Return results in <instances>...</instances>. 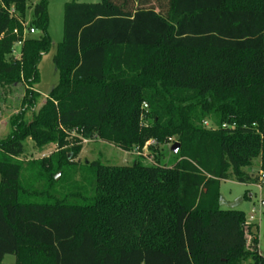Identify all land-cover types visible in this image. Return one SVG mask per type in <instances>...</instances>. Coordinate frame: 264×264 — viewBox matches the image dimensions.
I'll use <instances>...</instances> for the list:
<instances>
[{
	"label": "trees",
	"instance_id": "1",
	"mask_svg": "<svg viewBox=\"0 0 264 264\" xmlns=\"http://www.w3.org/2000/svg\"><path fill=\"white\" fill-rule=\"evenodd\" d=\"M48 5L26 25L27 0H0V112L25 87L0 139V264H264L259 226L221 208L222 181L258 183L256 158L264 171V0L69 1L59 82L39 106ZM170 137L171 167L93 161L86 185L58 189L82 141L131 151ZM27 139L56 151L24 162Z\"/></svg>",
	"mask_w": 264,
	"mask_h": 264
},
{
	"label": "rangeland",
	"instance_id": "2",
	"mask_svg": "<svg viewBox=\"0 0 264 264\" xmlns=\"http://www.w3.org/2000/svg\"><path fill=\"white\" fill-rule=\"evenodd\" d=\"M40 0H27L28 12L26 25L31 21L33 8ZM72 0H49L48 11L50 16L49 34L51 37V50L45 53L39 64V82L36 83V89L41 94H48L51 89L59 82V72L54 63V55L57 51L59 43L64 36V6ZM83 2H96L99 0H80ZM31 35L30 31H26L25 36ZM20 44L15 46L16 55H19ZM24 85H19L11 89H6L0 112V139L5 138L11 131L9 125L10 117L19 109L20 102L24 95ZM5 92V91H4ZM46 97L42 96L39 106L43 103ZM211 125V124H210ZM80 143V142H79ZM177 143L176 137H170L164 143L154 142L150 140L142 148H135L131 151L123 150L120 147L106 143L101 140H86L82 141V150L79 156L75 159L78 162L77 170L67 175L66 179L61 181L58 189L69 191L74 182L85 184V175L79 170V166L93 161H100L108 166H130L136 161H142L146 165H166L171 167L177 160V154L172 150L174 144ZM56 151L54 146H48L43 150L35 148L32 140L27 139L25 142V153L20 157L22 161H32L43 157L50 156ZM260 169V158H256L253 164L246 168L249 173H257ZM59 175L58 181L64 178L62 171H58L55 177ZM86 185V184H85ZM88 185V184H87ZM253 195V197H249ZM262 195L256 184H243L238 182L234 177L224 180L221 183V208L224 209H239L249 216L253 206L260 207ZM259 226L257 231L259 235V251L264 256V208L263 213L257 216L255 223ZM252 225V224H249ZM248 225V226H249ZM251 241V236H248ZM15 255H7L2 264H15Z\"/></svg>",
	"mask_w": 264,
	"mask_h": 264
},
{
	"label": "built area",
	"instance_id": "3",
	"mask_svg": "<svg viewBox=\"0 0 264 264\" xmlns=\"http://www.w3.org/2000/svg\"><path fill=\"white\" fill-rule=\"evenodd\" d=\"M12 12H13V10H12ZM26 31L27 30H25V33H26ZM30 33L34 34V33H36V30L33 28L30 29ZM15 53H16V51L14 49V55L18 57L19 55H16ZM144 107H147V104H145ZM204 124L208 128H213L212 125H210V123L208 121H205ZM258 174H259V182L256 183V185L259 188L261 194L263 195L264 194V171L259 170ZM263 208H264V198L262 197L261 202H260V207L253 206L251 208L249 216L247 217V225L255 223L257 216L261 215L263 213Z\"/></svg>",
	"mask_w": 264,
	"mask_h": 264
},
{
	"label": "water",
	"instance_id": "4",
	"mask_svg": "<svg viewBox=\"0 0 264 264\" xmlns=\"http://www.w3.org/2000/svg\"><path fill=\"white\" fill-rule=\"evenodd\" d=\"M180 147H181L180 143L177 142V143H175L174 146L172 147V150H173L175 153H178L179 150H180ZM58 178H59V175L56 177V179L58 180Z\"/></svg>",
	"mask_w": 264,
	"mask_h": 264
},
{
	"label": "crops",
	"instance_id": "5",
	"mask_svg": "<svg viewBox=\"0 0 264 264\" xmlns=\"http://www.w3.org/2000/svg\"><path fill=\"white\" fill-rule=\"evenodd\" d=\"M37 90H38V89H37ZM38 91H39V90H38ZM39 92H40V91H39ZM47 95H48V94H42V96H44V97H46ZM44 102H45V99H44L43 103H44ZM43 103H42V104H43ZM39 104H40V103H39ZM42 104H41V105H42ZM260 165H261V161H260ZM259 170H260V169H259ZM253 174H254V173H253ZM249 197L251 198V197H253V195L250 194Z\"/></svg>",
	"mask_w": 264,
	"mask_h": 264
}]
</instances>
